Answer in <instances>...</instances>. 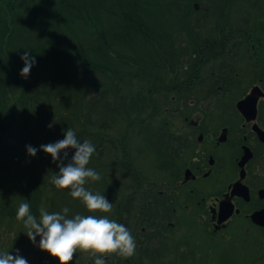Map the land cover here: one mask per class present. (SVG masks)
<instances>
[{
	"label": "trees",
	"instance_id": "1",
	"mask_svg": "<svg viewBox=\"0 0 264 264\" xmlns=\"http://www.w3.org/2000/svg\"><path fill=\"white\" fill-rule=\"evenodd\" d=\"M232 1L0 0V253L59 264L16 220L21 202L38 219L41 207L88 214L69 190L54 186L57 163L41 149L64 139L68 128L95 146L87 167L101 179L86 188L111 203L110 195L118 196L107 215L120 223L121 178L164 171L165 120L184 103L185 68L201 65L211 47L222 48L244 26L264 25V0H237L248 7L243 14H234ZM261 40L252 36L247 46ZM24 51L37 60L27 78L20 74ZM89 257L77 253L70 264Z\"/></svg>",
	"mask_w": 264,
	"mask_h": 264
},
{
	"label": "flooded vegetation",
	"instance_id": "2",
	"mask_svg": "<svg viewBox=\"0 0 264 264\" xmlns=\"http://www.w3.org/2000/svg\"><path fill=\"white\" fill-rule=\"evenodd\" d=\"M254 28L185 68L184 103L165 120L163 173L119 181L116 212L135 255L106 264H213L217 248L227 264L249 248L256 253L243 259L264 264V40L247 46L252 36L264 39V25Z\"/></svg>",
	"mask_w": 264,
	"mask_h": 264
},
{
	"label": "clouds",
	"instance_id": "3",
	"mask_svg": "<svg viewBox=\"0 0 264 264\" xmlns=\"http://www.w3.org/2000/svg\"><path fill=\"white\" fill-rule=\"evenodd\" d=\"M20 58L25 64L20 74L27 78L37 63L36 57L30 51H24ZM41 149L51 155L53 163H57L59 171L52 177L54 186L59 190H69L71 197L78 199L88 214L69 217L67 207L62 213L51 214L41 207L38 219L31 213L29 203L21 202L16 220L23 223L32 243L35 244L39 236V248L58 258L59 264H70L77 253L93 257L94 264H106L105 257L113 255L123 259L134 256L135 238L123 224L107 215L112 212V203L106 196L93 194L86 188L89 181L101 179L98 172L87 167L96 151L92 142H81L76 133L68 128L64 139L41 145ZM69 149L73 152L70 158ZM27 152L35 157L37 149L29 145ZM0 264H28V261L18 253L13 256L4 252L0 253Z\"/></svg>",
	"mask_w": 264,
	"mask_h": 264
},
{
	"label": "rangeland",
	"instance_id": "4",
	"mask_svg": "<svg viewBox=\"0 0 264 264\" xmlns=\"http://www.w3.org/2000/svg\"><path fill=\"white\" fill-rule=\"evenodd\" d=\"M231 3L235 7L234 14H243V13H245V10L244 9H248V7L245 5V1L241 2V1L234 0ZM234 19H235V16H232L231 20H234ZM151 164H152V166L155 165L153 159H151ZM146 172H147V174L151 175V171L149 169H147ZM110 196L112 198V205H114V202L113 201L118 196L116 194H112ZM217 253L218 254L215 256V261H214L213 264H227L223 260L224 257H225V254L224 253H219V249L218 248H217ZM252 253H256V251H254L251 248L247 249L246 252H241L240 249H239V251L235 252L236 257L239 256V258L236 260V262L234 264H248L247 261H245L241 255L247 257V256H249Z\"/></svg>",
	"mask_w": 264,
	"mask_h": 264
},
{
	"label": "water",
	"instance_id": "5",
	"mask_svg": "<svg viewBox=\"0 0 264 264\" xmlns=\"http://www.w3.org/2000/svg\"><path fill=\"white\" fill-rule=\"evenodd\" d=\"M225 217V216H224Z\"/></svg>",
	"mask_w": 264,
	"mask_h": 264
}]
</instances>
